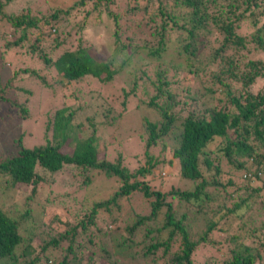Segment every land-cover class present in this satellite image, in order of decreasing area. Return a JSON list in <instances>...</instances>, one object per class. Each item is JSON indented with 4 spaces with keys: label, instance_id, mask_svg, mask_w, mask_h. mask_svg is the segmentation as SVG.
Wrapping results in <instances>:
<instances>
[{
    "label": "trees",
    "instance_id": "16d2710c",
    "mask_svg": "<svg viewBox=\"0 0 264 264\" xmlns=\"http://www.w3.org/2000/svg\"><path fill=\"white\" fill-rule=\"evenodd\" d=\"M13 1L0 0V15L12 33H18L0 49V63L8 66L9 53L18 57L17 46L23 48L33 31L55 34L53 40L36 36L21 52L33 55L38 65L25 62L8 74L0 70V100L10 95L9 104L20 118L31 114L32 82L55 96L60 87L83 80L103 85L139 48L120 40V15L111 10L113 0H76L40 17L32 13L31 5L4 11ZM127 3L130 13L142 14V26L152 36L151 44L148 40L140 48L163 58L175 42L184 60L156 65L150 75L143 71L147 82H140L134 72L127 83L131 93L121 89L126 109L120 116L125 121L128 110L134 114L129 131L136 132L133 139L139 146L128 154L137 165L125 163L122 153L111 158L105 152L94 120L100 112L83 113L88 101L73 106L59 95L58 102L65 106L47 115L43 140L27 146L19 136L17 151L0 160V264H44L56 261L61 249L65 253L57 264H119L120 255L130 260L143 257L147 264H195L196 249L205 244L224 247L225 264H264V221L257 222L259 207L264 208V0ZM72 11L81 17L79 32L89 28V19L99 26L111 20L101 27L111 38L115 55L59 38L58 19L64 15L72 19ZM41 68H54V83ZM138 89L148 98L134 102ZM140 101L151 108L153 117H139ZM171 132L174 139L168 146L164 139ZM67 145L72 151L65 149ZM156 147L160 151L154 154ZM173 163L179 185L173 183L176 172L161 176ZM63 173L80 175L73 182L72 204L80 202L87 212L78 215V211L74 217L55 214L44 223L56 235L38 241L35 238L43 231L21 225L31 209L21 211L13 192L21 194L26 185L30 194H39L60 185ZM259 177L261 185L251 184ZM134 199L145 200L148 210H137ZM191 215L200 217L196 234L190 231ZM97 234L107 238L98 242Z\"/></svg>",
    "mask_w": 264,
    "mask_h": 264
},
{
    "label": "rangeland",
    "instance_id": "374dc122",
    "mask_svg": "<svg viewBox=\"0 0 264 264\" xmlns=\"http://www.w3.org/2000/svg\"><path fill=\"white\" fill-rule=\"evenodd\" d=\"M73 1L76 0H14L11 4L9 3L7 7H5L4 11L13 13L17 12L22 7L31 5L33 8L32 13L34 15H37L39 17L47 16L52 13L53 9H55L56 7H65L66 5L72 4ZM111 10L120 15V40L124 41L125 43L132 42V45H135L139 48H136L130 55L127 56L126 63L113 76L112 81L106 82L102 85L97 81L88 79L83 80L80 83L66 84L63 87H60L59 90L57 89V92L58 96L63 95L65 102L68 104L72 103L73 106H76L80 102L84 103V100L85 103L88 101L89 105L87 104V107L84 105V107H86V112L83 113L91 114L93 112H100L99 115H96V117H94V120H96L98 124L97 135H99L101 143L104 145L105 152L111 158H115L118 153L124 154L126 156L125 163L133 167L137 165V163L131 157L132 154H128V152L129 150L133 151L137 149L139 145L136 142L137 140L135 139V141L133 139V136L134 134H136V132H134L133 129L129 131V127L132 128L131 126L133 124L131 122L134 115L132 113V110H128L129 112L125 121H123L122 116H120L125 112L126 109V107L121 104V101L124 98L121 89L125 87L127 92L129 94L131 93V87L128 88L127 83L131 80L132 74L134 72L136 73L140 82L146 81L148 76H146L143 71H146V73L150 75L153 67L156 65L166 66L173 60L176 61L174 64L180 63V61L183 62L184 60L181 59L183 58L182 55L179 56L180 49L175 42H172L170 47L164 53L165 56L163 58L150 56V54H148V52L144 50V48H140L148 40L151 44L152 36L147 30V27L144 25L142 26V24L144 23L142 14H133L128 11L127 0H113ZM71 16L72 19L70 20L72 22L67 16L65 17V15L60 16V19H58V24L61 28L58 29V32L55 33H59V38L64 39L66 43H70L72 41L74 45H90L94 49H101L100 51H102V53L110 52V56L115 55L114 50H112L111 38L107 34L106 29L101 27L104 25H108L109 22H111L110 19H105L103 20V22H100L103 23L100 26L95 23L97 21L89 19L87 21L89 23V28L79 32L76 29H78V24L80 23L79 19L81 17H75L74 11H72ZM139 23L141 24V27L139 26ZM12 29L13 28L9 25V23L6 22L0 15V49L3 48V45H5L8 39L11 41L17 37L18 33H12ZM45 31L46 30L44 29L33 31L30 34V39L25 43V46L23 48L17 46L19 49L16 50V47L14 51L16 50V54L18 55V57L14 56L13 53H9L7 55L6 60L8 61V66H6L5 61L4 63H0V67L3 66L0 68L2 74H8L10 71H13L18 65H23L25 62L38 65L36 62H34L35 58L33 60L30 57L33 55H31L30 53L28 54L21 52L25 51L26 47H28L31 42H34L35 37L38 35L43 34L42 37L46 36V38H48L49 40H53L55 34H47ZM53 31L54 29L51 28V32ZM239 31L240 33L241 31H244L243 27ZM5 35L7 36V39L4 38ZM80 37L82 38L80 39ZM43 39H45V37ZM54 42L55 41H52V43ZM240 51L242 50H239L237 54L241 55L242 53ZM249 56H253V53H249ZM113 60L115 63H117L118 58L113 56ZM41 69L43 70V73L44 71L46 72L47 79L50 82L54 83V80L56 79L55 77H57V75L55 76L54 68ZM2 77V79L5 78L3 75ZM188 77L189 79H191L190 76ZM31 85L33 86V95L31 100L29 101V109L31 111V114L28 118H20L17 115L15 107L9 104L10 100L8 98L10 97V95H7L6 100H0V160L14 154L17 151V140L15 139L19 136L23 138L22 141L24 145L31 146L32 144L40 143L43 140V133L45 131L44 121L47 115L53 113L58 106H65V102H58V96L54 95L55 92H50L41 88V86H39V84L36 82H32ZM261 87H264V81ZM54 89L55 88L53 84V90ZM136 91L137 97H135L134 102L148 98V95L143 93L141 89H138ZM254 91H257V88H254ZM102 101L103 103H105L103 104V106L99 104ZM130 101L132 100H129V103ZM140 107L142 108L139 117H153L154 113H152L151 108L147 107L143 103V101L139 102V107L136 109H139ZM113 119V125L107 123V121H112ZM139 122H141L140 118ZM134 125H137V122H134ZM135 129L138 130L137 128ZM22 132L24 133L22 134ZM172 134L173 132L169 133L164 139V142H166L168 146L172 145L174 139V135ZM65 149H67L68 151H72V146L67 145ZM158 151H160L159 147L153 148L154 154H157ZM167 155L170 156L169 153ZM223 167H229V165L223 164ZM170 170L173 171V173L176 172V178L174 179L173 183L179 185L177 182L176 163H173V166H167L166 168H164L161 176L165 174L167 175L168 171ZM72 173H63L61 177L62 183L60 185H55L52 187V189H46L39 194H30L26 185H24L20 189V191H23L21 194H18L17 192L15 193V191L13 192L15 199L11 198L10 201H12V199L13 201H16L21 211L25 210L26 208L31 209L28 215L22 217L21 225L30 229L38 227L39 231H43L37 238H35L36 240L41 241L43 238H50V236L56 235V232L54 230H50L45 226L44 223L47 220H51V218L54 217L55 214L61 212H65L68 214L72 213V216L74 217L73 213L76 214V212L78 211V215H82L85 211L87 212V208L81 207L80 202L75 205L72 204V193L75 189L73 182L75 181V179L80 178L79 174L77 176ZM261 176H264V171ZM67 178L69 179L67 182H65L64 180ZM261 179L262 178L259 177V179H255L256 181H252L251 184L256 183V185H261ZM108 183L109 181L107 182V184ZM181 187L184 188L186 186L182 185ZM78 199L81 200L82 197L79 196ZM1 201L2 199H0V202ZM3 203L9 202L5 201ZM134 207L140 212H146L148 210V203L143 199H134ZM183 210H185V208H183ZM259 211H261L260 215ZM259 211L257 213V216L259 215V218L257 219L258 223L264 221V208L261 209L259 207ZM190 217V222L193 223L190 231L193 234H196L201 229V223L199 221L200 217H195L194 215H191ZM57 223L58 222L55 221V224ZM230 225L232 226L233 224ZM105 238L107 237H102L101 234L96 235V239L98 242H104ZM136 239L138 241L141 240V235H136ZM135 249H140V246H137ZM56 253L57 254L54 257L56 258V261L51 262L49 260L47 261V263H43L57 264V261L62 258L65 251L61 249L57 250ZM223 256L224 247L220 248L219 246H210L205 244L197 247L194 259L195 264H203L207 257L212 258V261H208L209 264H225ZM119 257V264H147L146 259H143V257H138L135 260H130L123 255H120Z\"/></svg>",
    "mask_w": 264,
    "mask_h": 264
}]
</instances>
